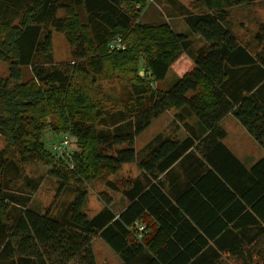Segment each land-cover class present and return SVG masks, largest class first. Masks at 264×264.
<instances>
[{"label":"trees","instance_id":"16d2710c","mask_svg":"<svg viewBox=\"0 0 264 264\" xmlns=\"http://www.w3.org/2000/svg\"><path fill=\"white\" fill-rule=\"evenodd\" d=\"M262 1L178 2L184 32L140 23L148 0H0V264H96L94 237L118 264L264 260V155L246 168L219 125L232 116L264 150V21L247 41L230 25L232 8ZM52 30L70 47L65 63L54 60ZM190 36L203 44L194 50ZM115 38L123 48H110ZM182 54L191 65L169 87H152ZM168 110L186 134L158 133L135 149ZM47 128L75 144L68 158L55 156L61 167L42 141ZM33 161L51 165L55 196L73 195L58 213L33 204L44 179L25 173ZM127 163L135 177L108 179ZM97 182L125 203L116 208L100 191L102 207L88 217L87 187ZM135 223L145 225L140 235Z\"/></svg>","mask_w":264,"mask_h":264},{"label":"rangeland","instance_id":"374dc122","mask_svg":"<svg viewBox=\"0 0 264 264\" xmlns=\"http://www.w3.org/2000/svg\"><path fill=\"white\" fill-rule=\"evenodd\" d=\"M176 5H170L166 3V0L157 2L155 0H148L147 4L144 6L141 16L140 23H151V22H161L166 21L175 31H187V26L182 21L181 13L179 12L180 7L178 2L188 6L192 0H175ZM264 21V1L256 2L252 6L248 7H234L231 9L230 13V25L233 33L242 41H247L251 39L252 33L256 29L257 23ZM51 42H52V53L54 60L57 62H67L70 55V47L66 41L64 34L60 32L51 31ZM193 43V49H197L203 44V41L196 36H190ZM140 64H143V60L140 59ZM191 65V58L188 54H182L176 61L172 63L166 78L162 81L156 82L152 87L167 88L169 87L177 77H179L189 66ZM24 77H28L29 68L24 71ZM7 73V66L0 62V77H4ZM143 72H140V74ZM26 75V76H25ZM228 120V118H227ZM187 123H194L195 120L192 117L187 116ZM235 121V119H233ZM182 122H179L174 117V111L168 110L163 112L160 116L152 120L151 124L144 129V131L135 138L134 147L135 149L142 148L146 142L151 139L154 135L160 134H170L177 133L186 134L185 127L182 126ZM239 125V124H238ZM175 127H178L175 129ZM240 127V126H238ZM240 129H242L240 127ZM64 133H55L50 128H47L42 136V141L46 149L51 150V156L53 159L52 166L61 167L58 162H56V155L52 149V144L58 141ZM237 138V135L232 132L225 141L232 146L239 147L232 138ZM245 148V145H242ZM75 148V144L70 137L68 147L66 152L72 151ZM233 148V147H232ZM63 158H68L63 154ZM56 160V161H55ZM72 161V160H71ZM51 165H43L39 162L33 161L28 162L24 165V171L32 177H42L43 182L41 187L36 191L33 196V204L39 209H44L50 207L52 213H58L62 209V205L72 198V193L70 191L61 192L58 196H55L56 185L52 179H49L47 172ZM66 169L70 170V167L66 166ZM138 172L135 163L124 164L115 174L109 176L110 180L124 179L126 177H133ZM73 178V177H72ZM107 192L116 208L124 205V199L121 197L119 192L113 191L108 188L105 184L97 182L91 183L87 187V199L83 206V212L88 216H93L102 207V202L98 198V192ZM56 197V198H55ZM92 248L95 255L96 264H118V256L109 248V246L99 237H94L92 239ZM231 264L233 262L231 261Z\"/></svg>","mask_w":264,"mask_h":264},{"label":"crops","instance_id":"0c3cea01","mask_svg":"<svg viewBox=\"0 0 264 264\" xmlns=\"http://www.w3.org/2000/svg\"><path fill=\"white\" fill-rule=\"evenodd\" d=\"M228 118V120H227ZM233 117L230 115L225 116L224 118H222V120H220L219 125L223 128V130L225 131V136L224 138L221 140V142L228 148V150H230V152L234 155V157L240 162L242 163L246 168H249L253 163H255L262 155H264V150H262L258 144L246 133V131L240 126L238 125V123L235 121H233ZM192 127H196V122L195 123H191ZM240 126L242 129H240ZM144 131V130H143ZM142 131V132H143ZM141 132V133H142ZM232 132H234L237 135V138H232V141L237 140V142H235L239 147H235L232 146V144L230 145L229 142L227 143L225 141V139L232 134ZM140 133V134H141ZM177 134V133H176ZM157 135V134H156ZM182 135V134H181ZM180 134H177L178 137H182ZM155 136V135H154ZM153 136V137H154ZM184 136V135H183ZM152 137V138H153ZM151 138V139H152ZM151 139H149L146 143H148ZM242 145H245V148L242 147ZM233 147V148H232ZM129 164V163H127ZM136 165V164H135ZM137 168V166H136ZM139 173V169L137 168ZM136 174V175H137ZM136 175H133V177H135ZM132 178V177H131ZM199 211H203V209L201 207H199ZM201 214V213H200ZM185 216L187 217V219L191 222H193L190 214H189V210L185 211ZM145 219L147 221V223L149 224V226L151 228H154V221L152 220V218L147 215L145 216ZM264 248V244H262L260 247H258V249H262ZM255 251H257L255 249ZM223 258H225V256L227 255L226 253L223 252ZM252 262L251 264H264V260H262L260 254L256 253H252ZM231 261L233 262V264H239V260H235L234 258H229L227 259V262L229 264H231ZM119 263V261H118Z\"/></svg>","mask_w":264,"mask_h":264},{"label":"built area","instance_id":"2783aa9c","mask_svg":"<svg viewBox=\"0 0 264 264\" xmlns=\"http://www.w3.org/2000/svg\"><path fill=\"white\" fill-rule=\"evenodd\" d=\"M110 48H112V49L123 48V43H122L121 39L120 38L113 39L111 42ZM69 141H70V137L68 135L64 134L60 137V139L58 141H55L52 144V149L55 152L56 156L62 157L63 154H65V156H69L70 152L64 153L66 151V148L68 147ZM135 225H136V228L139 231V235H140V232L145 230V225L138 224V223H135Z\"/></svg>","mask_w":264,"mask_h":264}]
</instances>
